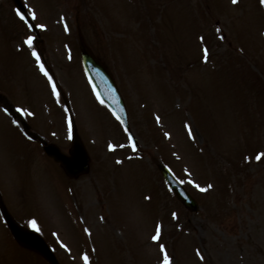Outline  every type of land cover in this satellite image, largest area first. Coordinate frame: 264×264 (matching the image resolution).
<instances>
[{"label":"rangeland","instance_id":"rangeland-1","mask_svg":"<svg viewBox=\"0 0 264 264\" xmlns=\"http://www.w3.org/2000/svg\"><path fill=\"white\" fill-rule=\"evenodd\" d=\"M22 1L36 12L34 23L47 26L39 28L45 44L39 51L69 100L91 170L65 183L57 167L44 172L42 157L31 153L24 161L26 173L14 175L18 172L6 161L21 158L22 152L11 154L17 134L0 107V173L6 195L15 196L7 198L18 210L44 196L37 214L56 235L47 238L58 250L57 242L71 250L59 251L60 263L83 264L80 256L88 252L95 259L91 264H160L162 253L151 236L161 224L159 243L176 264H264V158L255 159L264 152V6L259 0H144L147 7L140 9V0H127L125 13L113 0L109 16L100 18L98 0ZM78 33L114 74L139 152L131 149L116 118L93 98L80 69ZM26 35L35 36L12 2L0 0V94L17 108L34 111L30 87L36 94L49 92L44 94L48 99H37V106L48 105L56 113L63 102L37 76L41 72L23 44ZM34 47L37 51L35 41ZM204 48L209 49L207 62ZM20 67L29 71L26 85ZM67 126L63 135L68 139ZM59 142L65 152L69 143ZM109 143L116 145L114 151ZM160 164L183 181L198 212H187L171 196ZM190 180L212 187L201 192ZM56 189L61 196L55 197ZM82 224L94 235L95 251L75 244L77 236L85 239ZM21 250L14 246L12 263L11 251L7 260L0 250V264H43L32 254L23 258Z\"/></svg>","mask_w":264,"mask_h":264},{"label":"snow or ice","instance_id":"snow-or-ice-1","mask_svg":"<svg viewBox=\"0 0 264 264\" xmlns=\"http://www.w3.org/2000/svg\"><path fill=\"white\" fill-rule=\"evenodd\" d=\"M231 2L233 4H237L238 0H231ZM259 3L261 6H264V0H259ZM26 6V5H25ZM16 15L19 17V19L27 26L28 29H32L33 24L29 23L28 17L30 16L32 21H36L38 19L36 12L29 8L28 9V13L27 16L25 15L24 12H22L20 9H16ZM61 19L63 20V17H61ZM35 27L40 28L42 30H46L47 26L44 23H39L36 24ZM64 28L65 31L68 30V25L65 23L64 24ZM220 29H217V32H219ZM36 37L33 35H26L25 39L23 40V44L27 46L28 49L31 50V55L32 57H34L35 59V63L37 65V67L39 68V71L47 78L49 84L51 85V91L52 94L54 96L57 97V102H59V91L57 90V86L55 81L53 80V77L49 74L48 70L45 68L44 62L41 60V56L40 54L36 51L35 47H34V41H35ZM203 41V37L200 38ZM203 59L205 60V62H207V60L209 59V49L208 48H204L203 49ZM97 99L100 100V103L103 104L104 101L100 99L99 95H97ZM17 111L21 112V113H27L29 115H33V113H28L27 109L24 108H18ZM114 115H116L114 113ZM116 119L121 123L124 124V120L122 119L121 116L116 115ZM156 123L160 124L161 123V117L159 115H157L155 117ZM15 123V121H14ZM68 126H69V139H71V127H72V121L71 119L68 120ZM185 128L187 129V133L188 136L195 139V137L193 136V132H192V127L189 124H185ZM125 133L128 134L127 138L130 144V147L132 148V150L135 152L137 151V142L134 140L133 135L131 134V132L129 131V129L127 127L124 128ZM164 136L167 138H171V134L167 131L164 132ZM120 147H124V145H120ZM116 148V145L109 143L108 144V149L110 151H114ZM131 159V157H129ZM262 158H264V152H259L255 155V159L257 161H260ZM117 164H122L123 161L117 159L116 160ZM185 172L190 176L191 173L188 171V169H185ZM181 183H183V181H180ZM189 183H192L197 189H199L201 192H206L208 191V189H210L212 187L211 184H208L207 187H201V185L199 183H196L195 181H189ZM146 199H150V197H146ZM176 213L173 212L172 216L173 218L176 217ZM101 219H103V217H101ZM29 225L36 231H40L39 227L37 226V222L36 220H31L29 221ZM84 232L87 233V235L90 237L92 235L90 229L88 228H84ZM161 236H162V225L161 224H157L155 226V234L151 236V240L153 242H157L158 243V249L159 252L162 253V260L160 261V264H173V260L174 257L170 256L166 246L163 243H159V241L161 240ZM61 247H64L66 250L71 251L68 246L64 243L61 242ZM93 251H95V249H93ZM196 255L203 260L204 256L201 254V252L197 249L196 250ZM81 259L83 260L84 264H91L90 261V256L88 252H84Z\"/></svg>","mask_w":264,"mask_h":264},{"label":"water","instance_id":"water-1","mask_svg":"<svg viewBox=\"0 0 264 264\" xmlns=\"http://www.w3.org/2000/svg\"><path fill=\"white\" fill-rule=\"evenodd\" d=\"M83 57V63L85 67L87 68L91 78L93 79L94 82H96V86L98 88L99 93L103 98L108 100L110 97H114L113 95V85L110 82L109 76L106 74L104 69L97 64L88 54L82 55ZM108 102V101H107ZM111 108H113L116 112L117 115L121 116L122 119L125 121V116L122 114L123 109L122 107L118 109V106L116 103L110 104ZM47 153L51 154L56 161H59L65 168L66 173L75 175L76 173L83 172L87 170L88 166V158L85 154V152L82 150V148L78 145L75 144L71 150V157L66 158L62 156L61 154H58L57 152H54L50 147L46 148ZM161 173L164 177V179L167 181L169 184L170 188L174 191V193L177 194L178 192V184L174 181L173 178L170 177L169 173L165 169H161ZM186 206L192 208L194 207V203L188 199V202L185 201ZM10 228L12 232L15 234L16 238H20L22 235L29 236V233H24L21 229H19L16 225L13 223H10ZM33 236V235H31ZM34 237V236H33ZM22 240V238H21ZM35 248H39L35 244H31ZM40 249V248H39ZM41 250V249H40ZM49 260L50 257H48Z\"/></svg>","mask_w":264,"mask_h":264}]
</instances>
